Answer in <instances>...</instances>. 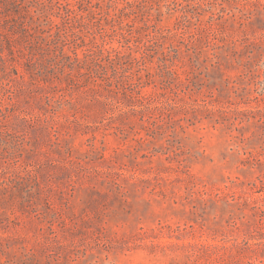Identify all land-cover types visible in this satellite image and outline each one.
<instances>
[{"label":"rangeland","instance_id":"rangeland-1","mask_svg":"<svg viewBox=\"0 0 264 264\" xmlns=\"http://www.w3.org/2000/svg\"><path fill=\"white\" fill-rule=\"evenodd\" d=\"M0 264H264V0H0Z\"/></svg>","mask_w":264,"mask_h":264}]
</instances>
